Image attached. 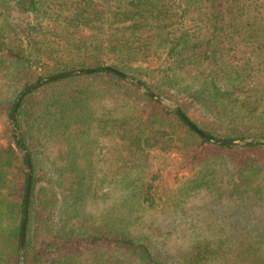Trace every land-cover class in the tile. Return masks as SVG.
Returning a JSON list of instances; mask_svg holds the SVG:
<instances>
[{
	"label": "trees",
	"instance_id": "16d2710c",
	"mask_svg": "<svg viewBox=\"0 0 264 264\" xmlns=\"http://www.w3.org/2000/svg\"><path fill=\"white\" fill-rule=\"evenodd\" d=\"M103 67L215 139L252 141L204 140L109 72L36 89L15 118L32 167L24 264H264V0H0V264L20 257L27 170L10 124L17 96ZM105 143L118 150L112 177L94 162ZM113 183L125 211L87 214ZM202 192L243 211L237 224L249 236L194 238L173 261L142 218L169 208L185 216Z\"/></svg>",
	"mask_w": 264,
	"mask_h": 264
},
{
	"label": "rangeland",
	"instance_id": "374dc122",
	"mask_svg": "<svg viewBox=\"0 0 264 264\" xmlns=\"http://www.w3.org/2000/svg\"><path fill=\"white\" fill-rule=\"evenodd\" d=\"M102 148L101 153L95 157L96 171L99 172V176H115L121 171L120 165L116 162L118 150L114 144L109 143H105ZM106 191L108 192L107 196L103 194ZM96 192V199L90 200L85 208L87 214H99L105 207H111V209L115 207L121 212L125 211L122 210L120 201L122 192L115 187L114 183L106 185L104 191L102 187ZM125 204L128 203L125 202ZM184 208L187 211L185 216L180 212H172L169 208L165 213L152 212L142 218L145 220L143 228L147 229L152 240L162 246L163 252L172 257L173 261L187 252L191 240L194 238L223 239L235 242L249 236L246 231L248 225L237 224V222L246 221L244 217H241L243 211L231 210L230 204L223 200L215 201L210 194L203 192L196 194ZM253 212L258 213L259 219L260 214L263 213L262 210ZM193 226L196 228L195 232ZM232 252L236 254V250Z\"/></svg>",
	"mask_w": 264,
	"mask_h": 264
},
{
	"label": "water",
	"instance_id": "95a60500",
	"mask_svg": "<svg viewBox=\"0 0 264 264\" xmlns=\"http://www.w3.org/2000/svg\"><path fill=\"white\" fill-rule=\"evenodd\" d=\"M101 72H109L111 74H114V75L122 78V79L128 80L131 83L138 86L142 90V92L146 93L149 97H151L153 99H159L164 105L168 106L174 112V114L177 115L189 127V129L191 131H193L197 136H199L200 138H202L204 140H207V141H209L213 144H216V145H233V144H244V143L246 144V143H249L252 141L251 139L246 140V142H242L240 140H221V139H215V138L207 135L206 133L201 131L195 124H193V122H191V120L185 114H183L179 109H177V107L174 104H172L170 101L163 99V98H157L153 93L147 91V89L144 87V85L141 82H139L138 80L134 79L131 76L122 74L121 72H119V71H117L111 67L67 71V72H63V73L53 75L51 77L44 79L43 81H41L37 84H33V85L27 87L16 98V100L13 104L12 110H11V114H10V124H11L12 129H13L15 143H16L20 153L22 154V156L24 158L26 170H27L25 190H24V198H23L22 220H21V228H20L19 264H24V257H25V235H26V224H27V216H28L29 195H30V188H31L32 167H31V164L28 160V157H27L23 147L21 146V144L18 140L16 123H15L17 110H18L21 102L23 101V99L29 93L35 91L36 89L41 88L42 86H44L48 83H51V82L56 81V80L64 79V78L89 75V74H97V73H101ZM261 142L264 143V140H261Z\"/></svg>",
	"mask_w": 264,
	"mask_h": 264
}]
</instances>
